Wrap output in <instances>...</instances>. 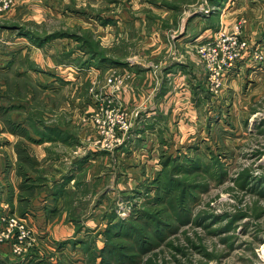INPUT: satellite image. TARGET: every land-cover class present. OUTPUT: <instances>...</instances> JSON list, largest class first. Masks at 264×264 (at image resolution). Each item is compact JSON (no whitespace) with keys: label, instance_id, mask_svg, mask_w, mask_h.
<instances>
[{"label":"rangeland","instance_id":"1","mask_svg":"<svg viewBox=\"0 0 264 264\" xmlns=\"http://www.w3.org/2000/svg\"><path fill=\"white\" fill-rule=\"evenodd\" d=\"M125 1L123 3L131 7L130 10L125 7L130 31L120 30L121 35L114 42L105 39L110 31L79 28L81 22L75 15H80L74 9L81 7H77V3L71 4L70 11L74 17L69 21L54 17L55 20L49 18L47 24L32 27L43 32L44 36L47 32H54L60 37L72 36L71 44L63 40L48 47L49 56L52 57L53 53L51 64L60 60V56L65 57L67 52L71 54L77 50L115 57L120 64L104 68L81 67L74 62L63 64L61 71L70 68L73 74L67 73L68 81L59 82L50 89L52 96L43 89V85L49 84L41 78L37 93L32 90L34 83L28 76H6L8 78L2 79L7 89L1 90L0 102L13 103L15 99L20 101L18 97L22 96L25 103L33 102L41 109L40 117L43 115L47 117L46 120L62 124L78 137L76 144L80 145L74 146L76 149L73 146L70 149L56 147L51 156L48 152L42 158L39 156L42 159L40 164H47L49 175L56 174L59 167L67 171L76 158H83L89 153L91 156V164L86 168L85 176L78 180L79 188L74 196L79 199V204L82 203L77 206V213H81L82 220L70 224V234L65 236H57L51 226V230L41 234L39 226L27 222L36 234L21 255L14 253L18 260L16 262L264 264V86L256 94L253 89L246 95L241 86L247 77L239 73L243 68L264 64L263 46L254 38L246 36V18L237 20L231 31L243 23L240 32L242 38H247L249 53L238 64V72L231 74L219 89H214L209 83L206 63L197 48L200 42L213 37L219 30L199 41L193 52L199 61L197 66L202 71L197 84L198 89L202 88L204 97L199 110L200 113L202 109L203 114L198 116L195 124L174 126L173 123V126L163 129V134L169 139L166 145L161 143L160 146L162 149L167 146L166 152L171 151L168 154L171 162L166 176L160 182L155 180L158 171L155 166L159 165L162 158L163 169V161L168 157L153 156L152 150L160 149L157 132L146 133L154 137L148 144L135 140L141 137V133L132 131L138 123L136 119L139 112L125 105L122 94L124 89L131 88L130 82L136 73L134 62L149 63L156 82L155 88H159L157 84L160 82L162 66L159 62L170 51L165 50L162 40V45L154 50L148 37L157 33L164 39L165 33L169 37L173 34L170 37L173 43L174 36L180 33V25L187 20L189 10L195 9L193 11L198 14L200 12L208 16L210 5L216 0ZM130 1L136 9L133 10ZM233 2L235 4V0H227L226 4ZM176 6H181V11L177 10L174 18L168 19L167 15L158 11V8ZM14 7L0 14V21H6L3 19L6 18L4 14ZM110 9V4H107L99 10L107 15H115ZM171 19L174 23L167 24ZM82 24L88 26L86 22ZM169 45L167 47L170 48ZM45 53V50L40 49L41 57L43 55L45 58ZM78 74L82 76H74ZM239 76L241 81L237 80ZM232 79L237 80L233 88ZM252 86L254 88V84ZM154 93L153 100L156 96ZM108 95H115L121 101L110 102ZM91 101L96 105L92 106L91 111L84 110ZM11 116L21 118L14 109ZM182 117L188 119L187 116ZM1 122L3 120L0 119ZM126 123L131 125L128 131L123 128ZM189 127L191 130H188ZM174 133L178 134L177 138H174ZM2 139L6 138L0 136V149L7 151L8 157L14 162V138H10L13 139L11 144ZM43 151L38 149L37 152ZM66 152L68 155L64 157L63 164L61 160L53 159L58 153ZM173 178L178 182L173 190L166 191L161 187ZM98 203L101 205L97 206ZM51 224L54 226L53 222ZM118 224L120 226L116 234L109 236L108 227ZM76 225L81 229L78 232ZM125 225L130 226L134 233L127 235V231L121 227ZM11 242L13 244V240Z\"/></svg>","mask_w":264,"mask_h":264},{"label":"crops","instance_id":"2","mask_svg":"<svg viewBox=\"0 0 264 264\" xmlns=\"http://www.w3.org/2000/svg\"><path fill=\"white\" fill-rule=\"evenodd\" d=\"M123 2L126 1L20 0L13 10L4 14L6 18L3 19H6V21H0V92L7 89L6 83H3L4 80H2L6 76H15V78L28 76L31 82L34 83V87H31L34 92H38L39 79L41 78L45 80L46 84H49L43 85L45 86L43 89L45 88L47 94L52 96L49 92L50 89L55 88L59 82L68 81L69 78H66V76L69 73L73 74L70 68L63 69L62 72L61 66L63 64L74 62L81 67L96 66L98 68L120 64V61L115 57L78 50L71 54L67 52L64 54L65 57L60 56V60L58 59L51 64L53 53L52 57L49 56L48 47L54 42L63 40L71 44L72 39L70 37L72 36L60 37L58 34H53L54 32H47L48 34L44 36L43 32L32 29V27L38 28L41 23L47 24L49 18L53 21L55 20L54 17L69 21L68 19L74 17V14L70 11L71 4L77 3L76 6L81 7L74 9L80 15V17L75 15L81 22L79 28L82 30V28L91 27L99 31H110L106 34L105 39L114 42L121 35L120 30L130 31L131 27L128 23V16L125 15L127 9L130 10L131 7L129 8V5ZM226 2L227 0L211 2L208 16L200 12L198 14L193 11L195 9L189 10L187 20L180 25V33L174 36L176 38L173 43L170 38L173 34L169 37L165 33L164 39L157 33L148 37V42L153 44L154 50L163 44L165 50L170 51V54L163 56L159 62L162 65L160 68L161 73H159L160 82L157 84L159 88H155L156 82L151 75L149 63L139 62L135 64L134 62L136 73L130 82L131 88L124 89L122 98L127 107L137 109L139 112V117L136 119L138 123L132 130L133 133H141V137L135 139L137 142L144 141L145 144H148L154 137L150 134L148 136L146 133L157 132V142L160 149L154 148L152 150L155 158L168 157L171 152H166L167 146L163 149L160 146L161 143L166 145L169 139L163 134L164 128L168 129L173 126V123L174 126L175 124L182 125V123L186 126L195 124L198 116L201 117L203 114L202 109L200 113L199 110L204 97L202 88L201 90L198 89L197 84L202 71L197 66L199 61L193 52L199 41L221 28L225 31H231L234 29L237 20L246 18L247 22L244 25L246 36L254 38L264 49V0H235L234 5L226 4ZM130 3L133 2L130 1ZM107 4H110V12L115 13V15L102 13L101 10ZM132 8L133 10L136 9L134 3ZM177 10L181 11V6L180 8L177 6L174 8H158L160 14L163 12L168 19L169 17L174 18ZM155 12L157 11L155 10ZM85 22L88 23L87 27L82 24ZM171 23L172 19L167 24L172 25L174 22ZM143 25L145 32L146 22ZM54 35L57 36L54 37ZM161 40L163 41L162 44H160ZM167 42L168 45H171H169L170 48L167 47ZM151 44L149 43L150 46ZM40 49L45 50V58H43V55L41 57ZM155 55L158 54L153 56ZM57 66L60 68L57 69ZM235 72H238L237 67L231 71L230 75ZM239 73L240 75L243 74L242 77H247L245 84L241 86L244 87L245 92L243 93H246V95L252 92L253 89H255L256 94L257 90L263 88L264 64L250 69L243 68ZM71 75L70 78H72ZM74 76L81 77L82 75ZM241 79V76H239L237 80L241 81ZM237 80L232 79V88ZM73 84L74 82L71 83V85ZM154 92H156L155 100H153ZM18 98L20 101L15 99L13 103L0 102V119L3 120L0 123V134L6 138L2 140L9 144L13 143V139L10 138L15 140L14 149L12 150L15 154L14 162L10 159V156L8 157L7 151L0 149V217L14 215L24 219L30 225L33 223L37 227L39 226L41 234L47 233L53 227L57 236H65L67 233L70 234V224L82 220L81 213H77V206L82 203L79 204V199L74 196L79 188L78 180L85 176L86 168L91 164L90 153L83 158H76L71 166L67 168V171L59 167L56 174L49 175L47 164H40L41 158L47 152L50 155L56 147L63 146L70 149L71 146H79L80 144H76V138L78 137L71 134L68 128L62 124L54 123L49 119L46 120L47 117H43V115L40 117L39 112L41 109L33 105V102L27 104L23 101L22 96ZM95 105L93 101L88 102L84 110L91 111L92 106ZM12 109L15 112L18 111L21 118L11 116ZM182 116H187L188 119L186 117L183 119ZM177 117L180 118L179 121ZM140 125H143V127ZM188 130H191L190 127ZM175 137H178L177 133H174ZM179 137H181V134ZM38 149L44 150L43 153H40L41 151L38 153ZM91 151L93 152V150ZM118 152L120 151L118 150ZM9 153H11V150H9ZM66 155H68V152L58 153L53 159L56 161L61 160L63 164ZM161 160L162 158L158 163L159 165L155 166L156 171L158 170L157 173L162 168ZM132 189L134 187L130 190ZM99 203L97 206L101 205ZM76 226L77 232L80 231V226ZM2 230L3 227L0 221V231ZM11 247L12 242L9 240L0 242V264H17V257Z\"/></svg>","mask_w":264,"mask_h":264},{"label":"built area","instance_id":"3","mask_svg":"<svg viewBox=\"0 0 264 264\" xmlns=\"http://www.w3.org/2000/svg\"><path fill=\"white\" fill-rule=\"evenodd\" d=\"M20 0H0V14L12 9ZM239 23L234 31H219L208 39L200 42L198 52L206 63L209 83L214 89H219L225 80L229 79L230 73L240 62L246 59L249 50L247 38H242ZM261 50H264L261 48ZM110 102H120L115 95H108ZM131 125L126 123L123 128L128 131ZM3 230L0 231V241L13 240V253L21 255L31 244L32 236L36 232L24 219H15L12 216L0 217ZM26 230V231H25ZM16 241V243H15Z\"/></svg>","mask_w":264,"mask_h":264},{"label":"trees","instance_id":"4","mask_svg":"<svg viewBox=\"0 0 264 264\" xmlns=\"http://www.w3.org/2000/svg\"><path fill=\"white\" fill-rule=\"evenodd\" d=\"M55 36H57V35H54V37ZM170 162H171L170 157H168L165 161H163V169H161V171L159 173H157L155 180L157 179L160 182L163 181V176L164 175L166 176L167 171H168L167 168L169 167ZM175 185L177 186L178 182L176 180H174V178H173L172 180H169V182H167V185L161 186V187H163L166 191L167 190L169 191V190H173ZM118 226H120V225L118 224L117 226L116 225L109 226L108 231H107L108 235L114 236V234H116V232H117L116 229L118 228ZM121 227L123 228V230L127 231V233H126L127 235H129V234L131 235L132 232L134 233L133 229L130 226L125 225V226H121ZM129 232H131V233H129ZM110 254H112V252H110ZM17 264H19V263H17Z\"/></svg>","mask_w":264,"mask_h":264}]
</instances>
